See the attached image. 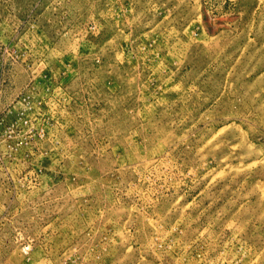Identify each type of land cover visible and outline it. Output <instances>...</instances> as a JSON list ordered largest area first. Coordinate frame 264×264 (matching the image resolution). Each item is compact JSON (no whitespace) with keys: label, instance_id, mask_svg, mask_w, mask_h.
<instances>
[{"label":"rangeland","instance_id":"374dc122","mask_svg":"<svg viewBox=\"0 0 264 264\" xmlns=\"http://www.w3.org/2000/svg\"><path fill=\"white\" fill-rule=\"evenodd\" d=\"M0 264H264V0H0Z\"/></svg>","mask_w":264,"mask_h":264}]
</instances>
